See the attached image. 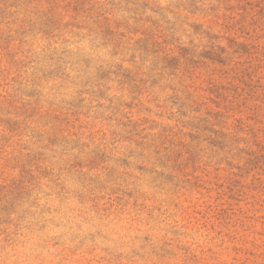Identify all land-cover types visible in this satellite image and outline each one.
Masks as SVG:
<instances>
[{"label":"rangeland","instance_id":"obj_1","mask_svg":"<svg viewBox=\"0 0 264 264\" xmlns=\"http://www.w3.org/2000/svg\"><path fill=\"white\" fill-rule=\"evenodd\" d=\"M0 264H264V0H0Z\"/></svg>","mask_w":264,"mask_h":264}]
</instances>
